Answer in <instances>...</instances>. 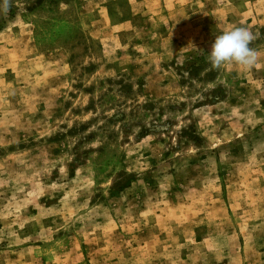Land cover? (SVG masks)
Here are the masks:
<instances>
[{"label":"rangeland","instance_id":"374dc122","mask_svg":"<svg viewBox=\"0 0 264 264\" xmlns=\"http://www.w3.org/2000/svg\"><path fill=\"white\" fill-rule=\"evenodd\" d=\"M10 2L0 264H264V0Z\"/></svg>","mask_w":264,"mask_h":264},{"label":"clouds","instance_id":"9594fccd","mask_svg":"<svg viewBox=\"0 0 264 264\" xmlns=\"http://www.w3.org/2000/svg\"><path fill=\"white\" fill-rule=\"evenodd\" d=\"M10 0H2L0 12L7 14L10 10ZM248 28L236 26L215 37L208 55V61L213 69L225 66L239 67L241 70H252L260 65L262 54L250 47L257 39Z\"/></svg>","mask_w":264,"mask_h":264}]
</instances>
